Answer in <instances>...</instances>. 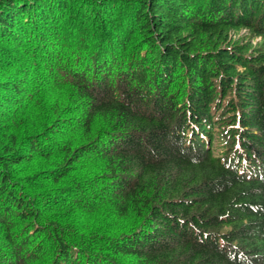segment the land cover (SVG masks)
Masks as SVG:
<instances>
[{"label":"trees","instance_id":"obj_1","mask_svg":"<svg viewBox=\"0 0 264 264\" xmlns=\"http://www.w3.org/2000/svg\"><path fill=\"white\" fill-rule=\"evenodd\" d=\"M0 264H264V0H0Z\"/></svg>","mask_w":264,"mask_h":264}]
</instances>
